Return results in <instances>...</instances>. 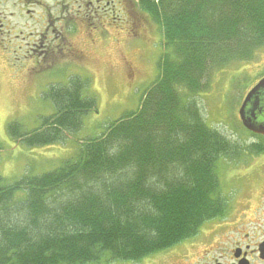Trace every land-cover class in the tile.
Instances as JSON below:
<instances>
[{
  "label": "trees",
  "instance_id": "1",
  "mask_svg": "<svg viewBox=\"0 0 264 264\" xmlns=\"http://www.w3.org/2000/svg\"><path fill=\"white\" fill-rule=\"evenodd\" d=\"M160 25L159 74L138 110L87 140L53 171L5 184L0 174V264L139 261L195 236L227 209L218 163L241 150L207 125L196 100L210 72L264 46V0H138ZM264 74L259 75V78ZM72 78L45 97L56 112L10 133L27 146L62 142L97 109ZM264 144L258 151L263 150Z\"/></svg>",
  "mask_w": 264,
  "mask_h": 264
},
{
  "label": "rangeland",
  "instance_id": "2",
  "mask_svg": "<svg viewBox=\"0 0 264 264\" xmlns=\"http://www.w3.org/2000/svg\"><path fill=\"white\" fill-rule=\"evenodd\" d=\"M42 1L48 9L36 3L30 14L8 16L4 34L0 35V174L5 184L61 167L77 156L82 143L101 135L127 112L138 110L142 96L159 74V61L164 53L161 26L139 7L138 0H132L128 14L117 15L111 12V5L97 9L95 0L93 4L86 3L89 0H38ZM56 14L61 23L49 20ZM62 33L64 64L49 67V62L55 60L51 45ZM47 46L52 53L49 54ZM261 74H264V46L249 61L233 62L210 72L206 87L196 97L207 125L237 146L241 145L243 134L238 108L246 89ZM74 77L89 80L84 95L94 96L97 103V109L84 116L82 128L70 136L67 134L62 142L44 146H27L14 138L9 125L17 122L23 132L39 129L44 118L56 112L45 93ZM240 165L218 163L222 191L231 203L241 198L243 184L238 176H229L228 171ZM256 171L263 176L264 183V166ZM261 192L256 189L251 193L258 196ZM257 200L258 197H252V209L258 205ZM108 259L104 258L100 264H132Z\"/></svg>",
  "mask_w": 264,
  "mask_h": 264
},
{
  "label": "flooded vegetation",
  "instance_id": "3",
  "mask_svg": "<svg viewBox=\"0 0 264 264\" xmlns=\"http://www.w3.org/2000/svg\"><path fill=\"white\" fill-rule=\"evenodd\" d=\"M95 1L97 9L104 10L111 5V12L116 13L115 15L128 14L129 12L126 11H130L133 7L132 0H119L118 3L115 0ZM93 2V0L86 1L90 4ZM36 3L40 8H49L44 1L38 2V0H0V35L4 34L3 27L8 24L6 23L8 16L13 18L15 14L21 15L24 12L30 14L34 11ZM53 19L60 23L62 21L58 14L49 20L53 21ZM57 36L59 38H55L51 45L55 60L49 62V67L64 64V33ZM50 49L47 46L49 54L52 53ZM47 58L48 56L45 55L44 60ZM123 64L129 68L128 63L123 62ZM250 89L245 93L240 107ZM258 97L254 122L262 124L264 123V90ZM251 107L252 103L247 106V109ZM241 125L243 128L239 148L241 152L235 159L241 165L237 167V171H231L233 173L230 172L229 175L232 178L238 176L241 179L243 184L241 198L233 203L228 200L227 209L221 215L206 222L195 236L132 264H264V183L261 179L263 176L256 171L257 168L264 166V147L263 150L258 151L264 144V135L247 129L242 121ZM251 157L253 159L250 161ZM255 183L260 185L255 187ZM256 189L262 190L263 195L254 196L251 192H255ZM252 197L255 199L258 197V205L253 209Z\"/></svg>",
  "mask_w": 264,
  "mask_h": 264
},
{
  "label": "water",
  "instance_id": "4",
  "mask_svg": "<svg viewBox=\"0 0 264 264\" xmlns=\"http://www.w3.org/2000/svg\"><path fill=\"white\" fill-rule=\"evenodd\" d=\"M264 90V78H262L247 94L242 107L240 108V116L243 121V124L249 130L264 135V123L257 124L254 122V113L257 106V100L259 102L258 95L261 91ZM255 97H258L255 99ZM252 103V107L247 109V106ZM251 115V116H250Z\"/></svg>",
  "mask_w": 264,
  "mask_h": 264
}]
</instances>
